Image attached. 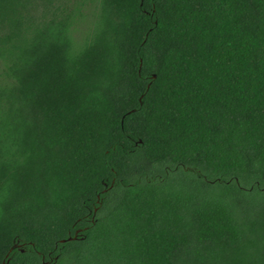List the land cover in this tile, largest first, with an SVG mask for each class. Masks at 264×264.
<instances>
[{"label":"trees","instance_id":"16d2710c","mask_svg":"<svg viewBox=\"0 0 264 264\" xmlns=\"http://www.w3.org/2000/svg\"><path fill=\"white\" fill-rule=\"evenodd\" d=\"M8 260L264 264V0H0Z\"/></svg>","mask_w":264,"mask_h":264},{"label":"water","instance_id":"95a60500","mask_svg":"<svg viewBox=\"0 0 264 264\" xmlns=\"http://www.w3.org/2000/svg\"><path fill=\"white\" fill-rule=\"evenodd\" d=\"M153 77L155 78L156 77V74H154ZM74 238H76V236L75 237L70 236L68 239H62L61 241L62 242H65L66 240H72ZM47 263H48L47 261H44L43 262V264H47ZM6 264H9V260L6 262Z\"/></svg>","mask_w":264,"mask_h":264}]
</instances>
